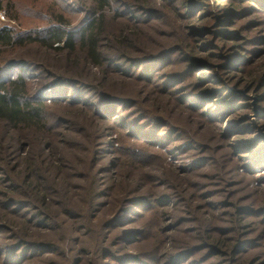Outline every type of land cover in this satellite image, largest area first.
Wrapping results in <instances>:
<instances>
[{
	"label": "trees",
	"instance_id": "trees-1",
	"mask_svg": "<svg viewBox=\"0 0 264 264\" xmlns=\"http://www.w3.org/2000/svg\"><path fill=\"white\" fill-rule=\"evenodd\" d=\"M59 1L67 12L54 15V26L0 28V264H264V206L204 194L219 163L179 122L195 117L212 131L229 123L232 135L244 128L228 117L244 110L231 77L249 58L222 28L218 41L229 47L213 56L221 67L197 58L196 41L208 37L197 25L214 13L225 27L246 4L264 20V0ZM165 17L172 28L158 33ZM33 48L54 62L25 58ZM16 53L24 58L2 64ZM58 110L63 117L49 126ZM64 124L96 129L89 154L86 136L64 140L72 133ZM158 136L167 153L155 147ZM52 138L70 152L62 156ZM247 141L251 156L242 157L263 158V138ZM181 144L191 158L176 168L168 156ZM227 149L248 153L240 142ZM185 222L191 226L180 229Z\"/></svg>",
	"mask_w": 264,
	"mask_h": 264
},
{
	"label": "rangeland",
	"instance_id": "rangeland-1",
	"mask_svg": "<svg viewBox=\"0 0 264 264\" xmlns=\"http://www.w3.org/2000/svg\"><path fill=\"white\" fill-rule=\"evenodd\" d=\"M76 1L77 0H74V2ZM208 2V0L204 1L205 4H208ZM234 3L237 4L236 2ZM62 6V2H60L59 0H9L8 5L0 11V28L11 27L18 33L26 31H40L41 29L54 26L53 22L55 21V14L59 13L60 11L67 12L62 8ZM233 8L236 9L238 8V6L234 5ZM206 9L210 12H212L211 10H213L212 8L210 9V7H207ZM247 9L248 6L246 4V6L240 7L236 11L234 17L227 16V25L225 27H223L220 22L222 16L218 20L216 18L215 23L213 15L214 13L208 15L210 17H208L206 21L204 19L198 22L197 25H205L204 30L208 31L205 32V35H207L208 37L203 42L196 41L202 46V48L199 50V54L196 57L201 59L209 56V58H213L214 60L217 59L215 60V65L217 68L221 67L222 63H220L221 60L213 56L219 54V51L221 49L225 50L226 47H229V45H234V49L235 47H237V49H240L239 53L241 55L248 56L249 63H247V65L245 66L242 65L241 70L239 69L238 71H236L238 73L234 74L231 77L232 81H234V84L236 82L238 84V88H235V91L239 96V100L244 103V105H242L244 110L238 111V113L236 114L233 113L228 117L229 122H231V124H233V122L237 119V121L240 120L238 123H242L240 125H242L244 128H240V131L236 132V134L239 135H232L233 132L230 129L231 127L228 126L229 123H218L215 126L216 129L212 131L209 126L206 127L202 126L201 123H197V121H195V117H193L192 119L194 120L193 123H185V121L179 122L182 126L185 125L186 129L188 130V133L191 134V137H193L192 139L199 143V146H201L199 150H207L210 147V150L214 151L212 155L216 158V162L219 163L217 167L213 170L215 171V173H217V177L213 179L209 177L203 182L205 185H214L213 188L210 187L211 189L208 192L205 191L204 194L207 195L209 194V192H212L216 196L215 199L221 200L222 204H227L230 202L236 203V201L242 200L245 204L247 202H251L252 204H256L258 206H264V157L261 158L254 156V158H256L253 160V162L255 161L254 165H252L253 162H250L251 159L249 160L246 157H242V154H246V156L251 154L248 151L249 149H247V144L251 142L247 140L255 138L257 139V137L258 140L259 138H263L264 140V120L261 116L262 110H260V108H264V74L262 73L263 68H261L264 62V30L262 29L264 28V20L263 17H259L260 15L252 8H250V10ZM241 11L242 13H240ZM220 15L221 13L218 12V16ZM81 16L82 13H79V15L76 13V15L74 14L68 16L69 19L72 21V23L70 24H75L77 22L75 20H78ZM183 24L194 25L192 21H187L185 23L183 21ZM116 27H119L118 24L115 26V28ZM170 28H172V23L169 20V17H165L163 19V22H161V24L157 26V32L165 34L167 33V30H170ZM219 28H222V31L229 30V32L231 33L235 32L236 37L234 38H232L231 36H224V38L230 39L229 45L226 44V46L224 44V41L226 39H221L220 41H218L219 38H223L219 37ZM215 43H218V47L213 46ZM31 50L32 53L30 52V54L25 55V58L40 63L54 62L51 57L47 59L48 57H46V55L42 52L41 49L33 48ZM18 52L21 51L18 50ZM253 53H256V56H253ZM15 58L24 57H22V53H16L15 55L5 54L1 57V62L2 64H4L5 62ZM245 68L246 71L243 72ZM14 70L17 73L18 70ZM92 74L93 73L88 74L87 77L91 76ZM84 76H86V74H84ZM33 78H35V76ZM254 80H257V82L255 84H251ZM35 82L36 80H33L32 84H35ZM232 90L234 89L232 88ZM61 113L62 110L55 111V117L53 116V118L50 120L49 124H51L49 126L55 125L54 120L56 116L63 117L62 115H60ZM251 123L252 125H254V128L252 127V129H249L245 127L247 125H251ZM64 125L67 127L71 125L70 129L72 132L66 135L67 139L65 138V136H63V138H65L64 140L66 142H69L68 139H78L80 134L81 136H86L85 139L84 137L82 138L85 140V152L89 154L94 148L93 143L95 142L96 129L91 124L89 126L87 124ZM197 126L201 127L197 128ZM64 128L65 127H62L60 125H56L55 127L57 132H60ZM76 129H79L83 132H77ZM164 130L162 132H165ZM2 131L4 132L3 136H8L11 138L9 130H5L2 128ZM212 132H216L217 135H213ZM74 133L77 134L74 135ZM113 135L115 134L113 133ZM210 136L212 137L209 138ZM159 138L160 137L158 136V140L156 141L155 147L161 149L162 152L167 153L169 151L168 147H164V144L162 143V141H159ZM51 142L56 148L58 147L61 150V154L62 156H64L65 148H67L66 145L64 143H60L56 138H52ZM239 142L240 145L244 146L245 150L248 153H244L243 150L242 152L238 151V154L235 155V157L229 156L228 153L227 156L224 155L225 152H228L227 147L229 144H235ZM180 146V149L175 154H171L168 156V161L172 163V165L176 168H178L179 165L183 164L184 161H189L191 158L190 156H188V152H190V150H187L185 148V145L183 144H181ZM182 150H185L184 152L186 153H184ZM69 152L70 150L68 149V153ZM237 161H239L241 164L238 165L239 162L237 164ZM224 162L227 164V166L228 164H230L226 169L230 171V174L228 175H225L224 173ZM244 163H249V166L243 167ZM250 171L253 173H249ZM227 176L229 177L227 178ZM185 220H187V218H184L183 221ZM263 225L264 222L260 225V227H262ZM190 226L191 224L185 222L183 225L180 226V229L188 228Z\"/></svg>",
	"mask_w": 264,
	"mask_h": 264
}]
</instances>
